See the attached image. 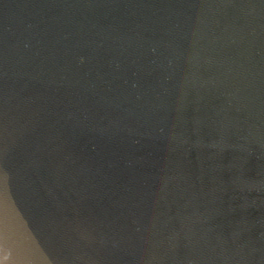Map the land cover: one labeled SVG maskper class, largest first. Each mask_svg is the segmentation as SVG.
<instances>
[{
	"label": "water",
	"instance_id": "obj_1",
	"mask_svg": "<svg viewBox=\"0 0 264 264\" xmlns=\"http://www.w3.org/2000/svg\"><path fill=\"white\" fill-rule=\"evenodd\" d=\"M0 264H264V0H0Z\"/></svg>",
	"mask_w": 264,
	"mask_h": 264
}]
</instances>
